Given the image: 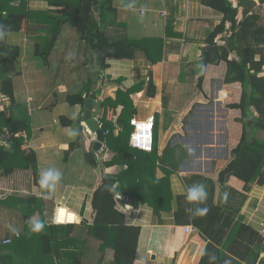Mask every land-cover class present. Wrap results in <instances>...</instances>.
Segmentation results:
<instances>
[{"label":"crops","instance_id":"obj_1","mask_svg":"<svg viewBox=\"0 0 264 264\" xmlns=\"http://www.w3.org/2000/svg\"><path fill=\"white\" fill-rule=\"evenodd\" d=\"M24 1L32 13L28 30L9 32L7 41L18 45L22 52L18 60L21 74L16 76L22 80L20 84L24 89H16L14 83L15 98L27 106L32 131L30 136L27 132H19L15 138L23 136L25 140L21 148H31L36 152L40 172L55 168L61 171L62 179L55 191L49 194L48 190L35 183L32 168L26 169L21 164L14 172L4 174L0 167V243L20 232L26 247L24 251L19 248L6 250L13 254V264H43V261L44 264H112V245L103 252L100 249L102 242L89 235L87 228L95 221L93 198L103 176L108 173L117 175L129 169L130 165H109L114 153L105 142L97 151V161L93 149L96 135L85 125L83 118L86 108L70 105L68 97L87 91L95 93V97L89 98L95 100L92 113L99 122L98 117L103 111L100 101L105 97L115 98L119 87L136 88L131 95L137 111L134 117L146 120L154 115V130L158 135L155 159L148 158L144 151H136L137 156L132 161L134 171L139 174L135 173V178L142 181V188L147 193H156L152 200L157 206L155 209L148 203H140L125 214L130 224L141 226L134 264H199L206 241L192 223H177L179 197L186 195V189L190 187L188 179L192 175L217 179L220 169L231 161L232 149L239 143L243 129L241 122L237 121L240 110L229 107V104L239 102L242 87L239 82H225V64L209 66L203 88L199 86L197 66L204 49L208 48L206 37L221 22L223 14L199 0H111L116 11L108 13V20L115 23L109 26V33L112 36L126 35L133 40L163 37V59L153 63L145 54L138 53L134 58H111L109 66L102 69L97 53L67 24L62 28L49 63L42 71L36 67L40 58L33 53L36 42L50 32L48 16L60 15L59 11L79 0ZM19 2L16 0L13 4ZM130 4L132 6L128 7ZM255 13L264 17V4ZM255 13L244 15L241 12L239 23L252 25L250 20ZM169 19L172 24L168 23ZM36 26H41V30L37 31ZM170 31L181 36H168ZM259 49L261 53L264 44ZM148 76L151 81H148ZM150 82L155 86L153 96L148 94ZM122 109L120 106L114 115L109 110L107 115L116 122ZM79 119L84 136L78 145L71 147L78 136L74 122ZM69 121L73 124H68ZM73 131L77 133L74 137L69 135ZM258 136L264 139V131L258 132ZM11 147L3 148L9 150ZM189 147L194 151L190 153ZM19 155L21 161L22 151ZM11 163L8 159L6 165ZM98 164L102 173L97 169ZM128 184L133 186L137 183L131 179ZM12 195L46 200L45 232H52L48 225H62L51 222L60 205L75 212L79 222L73 223L70 237L79 238L76 251L64 259L55 249L39 250L34 245V235L25 228L19 206L4 202ZM118 195L129 197L122 193ZM160 195L163 200L158 203ZM211 195L216 203L238 210V217L262 235L264 184L254 182L247 190L240 178L231 176L222 185L212 184ZM38 215L39 210L31 218L37 220ZM187 225H192L195 231L186 232ZM63 230L56 232L53 246L74 248V240L64 241ZM261 257L264 258V251Z\"/></svg>","mask_w":264,"mask_h":264},{"label":"trees","instance_id":"obj_2","mask_svg":"<svg viewBox=\"0 0 264 264\" xmlns=\"http://www.w3.org/2000/svg\"><path fill=\"white\" fill-rule=\"evenodd\" d=\"M15 1L0 0V133L7 128L13 133L27 132L30 136L31 117L27 106L17 102L13 81L14 76L21 74V70L18 69V60L22 52L18 45L7 41V34L23 29L28 30L32 13L27 9L24 0H20L17 5L13 4ZM199 1L223 14L221 22L209 31L206 37L208 48L204 49L197 66V71L200 73L199 86L203 88L209 66L225 64V82H239L242 87L239 102L231 103L229 107L240 110L241 114L237 121L241 122L243 129L239 143L232 149L231 161L220 169L217 179L196 174L188 179L190 187L193 184L202 183L207 196L203 202L187 201L185 195L179 197L176 221L179 224L192 223L200 230L201 236L206 241L199 264H264V258L261 257L264 251V237L238 217V210L216 203L211 195L212 184L222 185L231 176L240 178L247 190L254 182L264 184V139L258 136V132L264 131V75H262L264 49L261 53L259 49L264 44V17L255 13L264 4V0H258L259 3L255 0H237V4H234L233 0ZM115 11L116 8L111 0H79L75 4L67 5L65 10L59 11L60 15L48 16L51 25L50 32L36 42L35 55L43 61L44 65H48L49 57L62 28L68 24L78 32L80 39L97 53L102 69L109 66L108 60L111 58H134L138 53L145 54L153 63L161 61L164 57L163 37H144L133 40L126 35L112 36L109 33V26L115 23L108 20V13H115ZM241 12L244 15L255 13L250 20L252 25L239 23L238 16ZM41 28V26H36L37 31ZM169 28L172 29V25ZM168 36H181V34L170 31ZM219 41L224 43L220 44ZM232 54L233 58L230 57ZM117 82L120 83V80L118 79ZM135 91V87L130 89L119 87L115 98L105 97L99 103L103 111L98 118L105 135V144L114 153L108 164L128 163L130 165L129 169L120 171L117 178L103 176L93 198V207L96 211L95 221L87 228L89 235L102 242L100 249L103 252L112 245L114 250L112 264H134L141 235V226L130 224L125 213L117 208V195L122 193L129 196L134 207L140 203H148L157 209L152 200L156 193H147L142 188V181L134 176L135 173L139 174L132 167V161L137 156L136 151H144L148 158L155 159L158 143V135L155 132L151 151L130 145L131 133L134 130L131 119L137 112L131 97ZM94 94L87 91L85 94L69 95L68 102L71 105L84 107L87 98L95 97ZM148 94L152 96L155 94V86L152 82L149 83ZM120 106L123 109L114 122L108 117V111L112 110L114 115ZM68 124H73V122L69 121ZM74 124L77 127L78 136L77 140L70 144L71 147L78 145L84 136L81 119L76 120ZM24 140L23 136L15 138L9 150L0 147V167L3 168L4 174H10L18 168V165L23 164L24 168L33 169L35 183L39 184L40 171L36 152L31 148H21ZM20 150L23 155L21 161H19ZM8 159L12 161L10 165H6ZM93 160L96 163V160ZM131 179L137 184L129 185L128 182ZM163 194L165 195L164 192ZM149 196L151 198H148ZM162 196L157 197L158 203L163 200ZM4 202L19 206L27 231H31L29 220L37 210H39L37 220L45 224V199L12 195ZM197 207H206L207 214L194 215ZM186 209L192 211L188 212ZM73 226V224L48 225L52 232H45L44 229L39 232L31 231L33 238L36 239L34 245L36 244L39 250L45 252L55 249L60 257L66 259L67 255L74 253L76 246L79 245L77 244L79 238L70 237ZM59 229H64V241L74 240L72 241L74 248L53 246L56 242V232ZM9 238H11L10 243H0V264L14 263L13 254L8 253L7 249L26 250L22 233L19 232L18 236L15 234ZM213 254L216 259L211 261L210 256Z\"/></svg>","mask_w":264,"mask_h":264},{"label":"built area","instance_id":"obj_3","mask_svg":"<svg viewBox=\"0 0 264 264\" xmlns=\"http://www.w3.org/2000/svg\"><path fill=\"white\" fill-rule=\"evenodd\" d=\"M234 4H237V0H233ZM151 78L148 76V81ZM224 97L227 96L226 93H222ZM131 123L134 126V131L131 133L130 145L134 148L151 151L154 143V124L155 116L152 115L146 120H139L137 118H132ZM101 126V122L99 121ZM18 133H13L7 128L3 129L0 133V145L5 148H10L12 145V140L17 136ZM117 206L119 210L124 212L126 215L135 209L132 205L131 199L126 196L117 195ZM52 223L54 224H73L79 222V216L66 206L60 205L57 212L53 215ZM132 223V222H131ZM135 224V223H132ZM261 229V234L264 236V223ZM185 230L188 233L195 231L192 225L185 226ZM17 236L19 233L16 234ZM11 239L7 238L4 243H10Z\"/></svg>","mask_w":264,"mask_h":264},{"label":"clouds","instance_id":"obj_4","mask_svg":"<svg viewBox=\"0 0 264 264\" xmlns=\"http://www.w3.org/2000/svg\"><path fill=\"white\" fill-rule=\"evenodd\" d=\"M131 6H132L131 4L128 5V7H131ZM69 135L74 137L77 135V133L73 131V132H70ZM154 135H155V130H154ZM188 151L191 153L194 150L189 147ZM61 179H62L61 171L55 168H48L40 172L38 183L41 189L48 190V193L51 194L52 192L55 191L57 184ZM206 196H207V193L205 190V186L202 183H197V184H193L191 187L186 189L185 199L190 202H203ZM186 211L191 212L192 210L186 209ZM207 212H208V209L206 207L205 208L197 207L194 215L204 216L207 214ZM29 224L31 226V231L33 232H39L45 227V224L43 221L35 220L33 218H30ZM215 259L216 257L214 254L210 256L211 261Z\"/></svg>","mask_w":264,"mask_h":264},{"label":"water","instance_id":"obj_5","mask_svg":"<svg viewBox=\"0 0 264 264\" xmlns=\"http://www.w3.org/2000/svg\"><path fill=\"white\" fill-rule=\"evenodd\" d=\"M168 23L172 24V20L169 19ZM94 104H95L94 99H91V98L87 99L86 105H85L86 110H85V114H84L83 118L85 121V125H87V127L90 129V131L92 133H95V135H96V142L93 146V149H94L97 161H99L97 151L102 149L104 142H105V135H104L102 128L99 126L98 119L96 117H93L92 111H93ZM97 169L100 173H102L99 164L97 165ZM106 176L112 177V178H117L116 174H111V173L106 174Z\"/></svg>","mask_w":264,"mask_h":264},{"label":"rangeland","instance_id":"obj_6","mask_svg":"<svg viewBox=\"0 0 264 264\" xmlns=\"http://www.w3.org/2000/svg\"><path fill=\"white\" fill-rule=\"evenodd\" d=\"M33 55H35V54L33 53ZM39 61H40L39 63H36V67L38 69H41L42 71L45 70V67H44V64H43L42 60L39 59ZM14 83H15L16 89L19 88V90L21 89V91L24 89L23 88V84H22V86L20 84V83H22V80H20L19 77L14 76ZM35 89H36V87H35ZM64 105L67 106V103L65 104V102H64Z\"/></svg>","mask_w":264,"mask_h":264}]
</instances>
